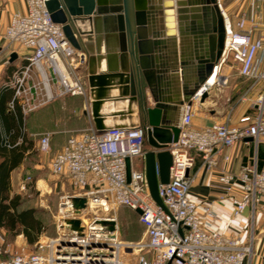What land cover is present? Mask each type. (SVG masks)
Returning a JSON list of instances; mask_svg holds the SVG:
<instances>
[{
	"label": "built area",
	"instance_id": "1",
	"mask_svg": "<svg viewBox=\"0 0 264 264\" xmlns=\"http://www.w3.org/2000/svg\"><path fill=\"white\" fill-rule=\"evenodd\" d=\"M46 1L25 0V12H14L3 33L10 44L30 51L15 80L14 97L23 112L57 96L86 93L78 70L84 53L70 44L62 25L52 20ZM237 1L241 6L231 19L217 0L224 26L220 61L183 104L177 140L168 146L172 157L169 181L158 185L164 208L150 196L143 171L131 170L129 181L126 177L125 158L143 154L145 128L88 127L68 136L50 161L53 174L64 176L80 190L61 196L56 236L38 240L32 249L20 247L7 259L2 258L5 246L0 236V264H252L251 247L236 237L209 233L197 215V204L189 197L193 151L201 155L207 168H213L218 154L237 141L250 138L257 145L264 139V0ZM230 58L236 62L239 75L251 81V88L259 86L253 112L242 115L237 124L214 121L202 128L193 127L202 93L215 82L224 83L217 74ZM37 75L40 82L33 79ZM50 140L49 133H41L37 150L48 151ZM30 180V176L22 178L19 191H26ZM214 185L222 191L219 198L230 201L234 215L247 208L252 216L257 209L264 214V169L256 161L243 165L237 173L221 171ZM72 196L86 197L85 210L100 207L107 212L116 205L140 209L138 219L145 227L144 237L136 242L122 241L113 216L94 215L84 221L79 218L83 209L76 212ZM204 214L207 219L214 218L208 206H204ZM74 217L81 221L80 231L69 229L65 223Z\"/></svg>",
	"mask_w": 264,
	"mask_h": 264
},
{
	"label": "water",
	"instance_id": "2",
	"mask_svg": "<svg viewBox=\"0 0 264 264\" xmlns=\"http://www.w3.org/2000/svg\"><path fill=\"white\" fill-rule=\"evenodd\" d=\"M45 4L70 44L86 53L95 128H145V178L150 196L164 208L158 185L169 181L172 157L168 146L177 140L179 114L220 61L224 26L217 0H133L135 34L128 0H47ZM15 57L12 52L9 61ZM207 93H202L201 101ZM126 100L125 109L100 111L109 101ZM125 164L129 181V157ZM71 201L76 212L85 208V196H72ZM135 212L141 213L140 209ZM65 223L69 229H82L77 217Z\"/></svg>",
	"mask_w": 264,
	"mask_h": 264
},
{
	"label": "crops",
	"instance_id": "3",
	"mask_svg": "<svg viewBox=\"0 0 264 264\" xmlns=\"http://www.w3.org/2000/svg\"><path fill=\"white\" fill-rule=\"evenodd\" d=\"M128 2L130 7L129 18L132 23L131 29L132 33H134L133 0H128ZM25 10V0H0V86L8 85L11 87L13 89V97L15 95L16 75L19 69L27 63L26 57L30 51L19 45L10 44L4 38L3 33L11 15L14 12L23 13ZM158 25L161 32L165 30L162 21L159 20ZM174 40L176 46V36ZM192 41L193 38L190 36L189 43L191 46L193 44ZM12 52L16 53V57L10 62L9 56ZM80 52L84 53V59L81 61L78 70L85 80L86 93L84 95L66 94L57 96L52 101L40 105L31 112L22 111L24 116H26L25 130L34 140V148L36 150L39 138L36 135L43 131H49L52 134L53 141L57 144L62 143L60 145L61 148L71 134L78 133L88 127L95 128L91 116V98L87 81L86 53L84 51ZM115 62L119 64V59ZM8 65L14 66V69L7 78H5V70ZM223 65L224 64L221 65L217 77L219 79H225V81L224 83L219 81L215 82L209 87L207 96L197 105L192 119V125L195 128H202L214 121L228 123L230 125L237 124L238 119L242 115L252 113L254 110L253 100L259 86L251 88L250 80L241 77L238 72L237 75H235L224 71ZM240 77L244 79L242 83L237 81ZM114 87H116V85ZM113 90L117 91V88ZM146 91L149 95L148 89H146ZM10 103L11 100L9 101V105ZM127 106V100L115 104L109 101L101 106L100 111L106 114L113 110L125 109ZM182 113L179 114V122L181 121ZM104 121L106 123V118ZM132 121H136V118H133ZM259 148L264 152V139L257 145H255L251 139H241L233 146L223 149V151L218 154L217 165L213 168H207L203 163L201 155L193 151L194 163L190 169L193 181L189 189V197L197 204V215L201 218L204 228L209 233L219 232L227 236L236 237L243 245L250 246L252 264H264V214L261 210L257 209L256 213L252 216L251 209L247 208L243 213L234 215L232 213L230 201L225 198H219L222 191L218 189L214 183L217 175L221 171L237 173L243 165H251L253 161H256L260 169H264V156L262 158L260 157V159L258 157ZM147 149L148 147L144 143L143 152ZM224 155L228 156L227 160H224ZM29 157V154L25 156L23 161L10 172V195L21 193L18 189V185L19 181L22 179L21 175L26 168V160ZM130 169L143 171L145 173V162L142 155L130 158ZM204 206L210 208L214 213V218H206ZM137 226H139V234L133 231V240L138 238L140 240L144 237L145 227L139 221L138 215ZM42 235L43 234L39 236L38 240L44 239ZM0 236L3 237L4 232H1ZM17 242L19 246L18 248L15 247V251L20 247L28 246L29 248L31 247V249L34 247V245L29 246V244H27L23 234L18 236ZM15 244L17 243L15 242ZM145 254L147 256L150 255V253L146 251Z\"/></svg>",
	"mask_w": 264,
	"mask_h": 264
},
{
	"label": "rangeland",
	"instance_id": "4",
	"mask_svg": "<svg viewBox=\"0 0 264 264\" xmlns=\"http://www.w3.org/2000/svg\"><path fill=\"white\" fill-rule=\"evenodd\" d=\"M221 5L231 17V19H234L238 8L241 6V2L237 0H221ZM223 70L237 75L238 70L236 62H234L230 58L227 63L223 65ZM33 79L34 81H41L39 75L34 76ZM243 80L244 79H242L241 77L237 79L239 83H242ZM31 111L33 110H30L28 112ZM44 132L50 134V149L46 152H40L36 150L26 160V168L24 169L21 178L30 176L33 183L28 185L27 190L21 191V193L22 195L26 196L25 205L34 206L38 210V216H40L41 219L44 221L46 229L42 233V237L45 239V237H54L57 234V225L60 216L59 207L61 202V196L67 194H76L80 190L71 187L67 179L63 176L55 175L50 171L51 158L56 152V150L60 148V145L62 143L57 144L53 141L52 134L49 131H43L41 133ZM41 133L37 134L36 136L39 137L38 135H40ZM94 215L113 216L116 219L118 235L122 241L136 242V240H139V238L134 240L132 239L134 238L133 231H136L137 234H139V226H137L138 214L134 210H131L130 208L124 205H116L110 208V210L107 212L103 211L100 207H97V209L92 210L83 209L79 214V218L85 219V221H89ZM19 235L20 234L14 236L12 242H7L6 238L8 235L4 234L3 237L5 239L6 244L5 252L2 255L3 259L9 258L15 252V247L18 248L19 245L17 239ZM15 242L17 244H15ZM26 247L29 248L28 246ZM29 249H31V247ZM131 258L134 259V256H131Z\"/></svg>",
	"mask_w": 264,
	"mask_h": 264
},
{
	"label": "trees",
	"instance_id": "5",
	"mask_svg": "<svg viewBox=\"0 0 264 264\" xmlns=\"http://www.w3.org/2000/svg\"><path fill=\"white\" fill-rule=\"evenodd\" d=\"M14 66L8 65L5 78L13 71ZM13 102L10 107L9 101ZM25 117L20 103L13 97V89L8 85L0 86V233L8 235L7 242L14 236L23 234L27 244L34 245L45 231L46 225L38 216L34 206L25 205L26 196L22 193L10 195V172L27 156L36 151L34 140L25 130ZM264 152L258 151L262 158ZM32 179L29 184H32ZM40 212V210H39ZM6 242L4 239L3 245Z\"/></svg>",
	"mask_w": 264,
	"mask_h": 264
},
{
	"label": "bare ground",
	"instance_id": "6",
	"mask_svg": "<svg viewBox=\"0 0 264 264\" xmlns=\"http://www.w3.org/2000/svg\"><path fill=\"white\" fill-rule=\"evenodd\" d=\"M60 65V64H59ZM60 67L62 68V65H60ZM214 79V76H212L211 78H210V80H213ZM84 221H85V219H84Z\"/></svg>",
	"mask_w": 264,
	"mask_h": 264
}]
</instances>
